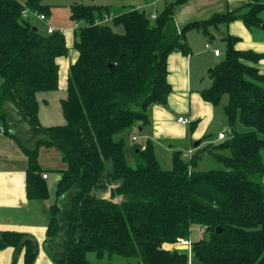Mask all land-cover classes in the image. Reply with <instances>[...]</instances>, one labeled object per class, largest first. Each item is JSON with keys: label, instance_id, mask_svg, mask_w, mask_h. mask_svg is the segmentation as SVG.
I'll list each match as a JSON object with an SVG mask.
<instances>
[{"label": "trees", "instance_id": "obj_1", "mask_svg": "<svg viewBox=\"0 0 264 264\" xmlns=\"http://www.w3.org/2000/svg\"><path fill=\"white\" fill-rule=\"evenodd\" d=\"M185 1H166L155 18L135 7L110 17L107 5L71 4L70 18L84 24L73 28L77 57L60 100L64 123L46 126L39 122L37 94L58 89L65 35L41 33L30 14L23 17L24 10L49 16L51 7L41 0H0V127L26 156L27 198L49 196L38 163L41 145L58 149L65 163L48 208L45 245L55 264H92L89 252L138 257L140 264H264V71L257 67L264 52L237 49L239 37L223 35L225 50L200 92L213 105L227 96L228 131L219 143L197 147L189 159L174 152L172 167L163 169L151 140L133 146L130 165L124 140L115 138L130 126L148 125V108L167 103V57L190 52L187 31L211 40L219 24L237 19L264 29V0L178 28L174 12ZM205 153L223 167L197 168ZM195 226L202 235L188 251L165 246L189 240ZM24 236L0 231V248L16 249ZM20 251L23 264H33L38 244L28 239Z\"/></svg>", "mask_w": 264, "mask_h": 264}, {"label": "crops", "instance_id": "obj_2", "mask_svg": "<svg viewBox=\"0 0 264 264\" xmlns=\"http://www.w3.org/2000/svg\"><path fill=\"white\" fill-rule=\"evenodd\" d=\"M121 1L101 2V4L109 7L110 17L129 7L145 10L150 15L154 14L156 16L163 8L165 2L171 0H163L164 3H162L159 11L155 10V5L162 0ZM247 1L186 0L175 9L174 21L179 28L189 21L206 19L214 12L238 8ZM147 8H149L148 11ZM110 17L106 18L105 21L109 22ZM261 17L264 21V10L261 12ZM28 19L33 24H39L40 21L45 22L46 32L47 27L51 26L48 24L46 17L45 19H40L30 14ZM62 32L66 38V32L64 30ZM213 33V38L209 40L200 30H189L185 34V40L190 52L173 51L168 55L167 80L171 86V91L168 94L167 103L165 105L153 104L148 108V125L142 128L139 125H133L115 135L117 139L124 140L126 158L131 156L133 159V146L140 144L144 146L148 140H151L160 166V159L164 157L165 161L167 159L169 166L165 165L163 168L170 169L174 152L178 151L184 159H189V157L184 156L188 149L192 148L194 152L197 147L217 144L222 141V139H218V133L224 131L225 135L227 134V120L223 111L225 103L220 105L221 99L218 104L213 105L205 101L200 94L201 90L211 84L210 76L209 80H205L204 75L206 73L209 74L211 68L218 61L217 57L222 56L221 54L224 52L218 46H212L209 43L214 40L216 35L223 40V35L228 33L239 37V41L235 44L237 49L264 52V29L260 27L248 29L240 19H237L228 24H219L218 28L213 30ZM72 36L70 35V39ZM66 43L68 45L67 40ZM214 49H218L220 54L215 55ZM76 57L77 53L74 54L69 63H64L63 68L60 63L62 57L57 59L59 64L58 88L61 90L66 89L67 67L74 62ZM257 67L261 72L264 71V59L258 62ZM2 81L0 77V84ZM181 116L189 118L190 122L187 124L179 122L177 119ZM30 132V130L25 132L28 136V141L31 139ZM135 136H137V140L140 143L133 141L132 138ZM125 140H127V143ZM196 141L198 145L195 147ZM40 148H42V151H40ZM43 154L48 155L50 158L55 156L56 159L52 163L48 159L45 160ZM262 155L264 160V151H262ZM26 162L27 159L20 142L14 137L5 134L0 127V231L22 232L34 239L38 244V253L33 264H55L45 245L49 218L48 208L54 202L55 187L60 178L59 171L65 168V163L59 150L55 147L44 145L39 147L38 163L42 173L46 174L44 179L47 183L49 196L46 199L37 200L29 199L26 196ZM15 251L16 249L11 246L0 248V264H11L14 256H16L15 264H23V251H19L17 254ZM105 257L107 264H111L115 256ZM125 264H129V262L127 261Z\"/></svg>", "mask_w": 264, "mask_h": 264}, {"label": "rangeland", "instance_id": "obj_3", "mask_svg": "<svg viewBox=\"0 0 264 264\" xmlns=\"http://www.w3.org/2000/svg\"><path fill=\"white\" fill-rule=\"evenodd\" d=\"M41 2H44L45 4H48L51 7V13L49 16L46 17L48 24H50L51 26H53L56 29L61 28L66 32V40L68 41V50L69 51H68L66 56L62 57V60L60 61L61 67L63 68L64 63L65 62L69 63L72 60L74 54L77 53V51L74 48H72V44H71L72 38L70 39V35L72 36V30H73V28H76L78 25L84 24V22L75 23L70 18V5L75 3V2H82V3H86V4H88V3L101 4V2L102 3H106V2L110 3V2H122V1L121 0H116V1L115 0H41ZM162 3H164L163 0L158 2L155 5V8H156L155 10L159 11L161 9ZM109 5H111V4H109ZM112 6H115V5H112ZM148 10H149V8H147V11ZM35 25L38 26L39 32L46 33V27H45L46 23L45 22L40 21L39 24L35 23ZM112 28H113V31H115V32L122 33L124 31L122 25H112ZM210 44L212 46H218L221 51L225 50V41L220 39L217 35L214 37V40L211 43H209V45ZM221 57L222 56L217 57V60L219 61L221 59ZM204 78H205V80H209V74L206 73L204 75ZM65 96H66V89L61 90L59 88L57 90L41 91L37 94V98L39 101L38 117H39L40 124L49 126V125L64 123V118H63L62 112H61L60 100L62 98H64ZM226 101H227V96L224 95L222 97V102L220 105H223L224 103H226ZM243 129L247 130L248 128L243 127ZM132 139H133V141L140 143V141L137 140V136L133 137ZM125 141L127 143V140H125ZM41 149L42 148H40V151H42ZM43 156H45V158H44L45 160L48 159L52 163L56 159L55 156L52 158H50L46 154H43ZM161 158H162V159H160L161 160L160 161L161 162V168H163V166H165V165L168 167L169 164H167V159L165 161L164 157H161ZM127 161L130 165L134 164L133 163L134 161L131 158V156H127ZM222 167H223L222 164H220L219 162L214 160L212 157H210L209 154L205 153L202 155V158L199 161L197 168H199L200 170H208V169H217V168H222ZM201 235H202V228H200L198 226L192 227L190 239L189 240H182L177 245L185 244L184 241H188L189 244H186L187 245L186 251H188L190 241L198 239ZM165 246L167 248H175L176 247V246L173 247V245H170V244H166ZM87 258H89L90 260L89 259L88 260L93 264H107V262H106L107 259L105 256L97 258V256L93 252H89L87 254ZM127 261L129 262V264H140L141 263L140 258H138V257L123 258L122 256H115L114 260L111 264H125V262H127Z\"/></svg>", "mask_w": 264, "mask_h": 264}, {"label": "built area", "instance_id": "obj_4", "mask_svg": "<svg viewBox=\"0 0 264 264\" xmlns=\"http://www.w3.org/2000/svg\"><path fill=\"white\" fill-rule=\"evenodd\" d=\"M29 14H33V15L37 16V17L40 18V19H45V16H44L43 14L38 13V12H35V11L30 12V11H28V10H24L23 13H22L23 17H27ZM151 17H152V18H155V15L152 14ZM54 30H56V28H53V27H51V26H48V27H47V32H48V33H51V32L54 31ZM58 30H59V31H63V29H61V28H59ZM207 47H209V45H207ZM214 54H215V55H219V54H220L219 50H218V49H214ZM177 120H178L179 122L183 123V124H187V123L190 122V119H189V118L182 117V116H181V117H178ZM224 137H225V133H224V131H221L220 133H218V139H223ZM192 152H193V149H192V148H191V149H188V150L184 153V156L190 158L191 155H192ZM42 176H43V177H46V174H43ZM184 243H185V244H189L188 241H184Z\"/></svg>", "mask_w": 264, "mask_h": 264}, {"label": "water", "instance_id": "obj_5", "mask_svg": "<svg viewBox=\"0 0 264 264\" xmlns=\"http://www.w3.org/2000/svg\"><path fill=\"white\" fill-rule=\"evenodd\" d=\"M33 29H35V27H33ZM194 145H195V147L198 145L197 141L195 142ZM216 230H217V231H220V228H216ZM28 239H32V238L29 237V236H24V237L21 239L20 243L18 244V246H17V248H16V251H15L16 254L20 251V249H21L22 245L24 244V242H25L26 240H28ZM183 245H184V244H183ZM176 249L182 250L181 245L176 246Z\"/></svg>", "mask_w": 264, "mask_h": 264}, {"label": "bare ground", "instance_id": "obj_6", "mask_svg": "<svg viewBox=\"0 0 264 264\" xmlns=\"http://www.w3.org/2000/svg\"><path fill=\"white\" fill-rule=\"evenodd\" d=\"M182 246H186V248H187V245H186V244H184V245H181V247H182Z\"/></svg>", "mask_w": 264, "mask_h": 264}]
</instances>
